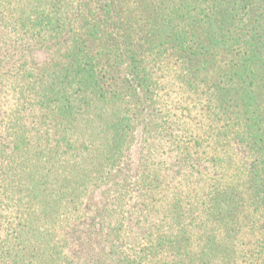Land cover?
<instances>
[{"label":"trees","instance_id":"obj_1","mask_svg":"<svg viewBox=\"0 0 264 264\" xmlns=\"http://www.w3.org/2000/svg\"><path fill=\"white\" fill-rule=\"evenodd\" d=\"M3 89L0 264H264V0H0Z\"/></svg>","mask_w":264,"mask_h":264},{"label":"rangeland","instance_id":"obj_2","mask_svg":"<svg viewBox=\"0 0 264 264\" xmlns=\"http://www.w3.org/2000/svg\"><path fill=\"white\" fill-rule=\"evenodd\" d=\"M13 103H14V99L12 93L5 89L1 90L0 91V131H2L6 125V121L4 119L7 117L6 114L12 107ZM36 114H37L36 112L35 113L26 112L25 120H24L29 125V127L35 129L38 128L37 126L38 120L36 118ZM7 223L8 221L4 217L0 219V237H2L6 232Z\"/></svg>","mask_w":264,"mask_h":264}]
</instances>
